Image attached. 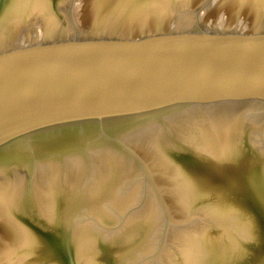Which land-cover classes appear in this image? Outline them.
I'll use <instances>...</instances> for the list:
<instances>
[{
	"label": "water",
	"instance_id": "95a60500",
	"mask_svg": "<svg viewBox=\"0 0 264 264\" xmlns=\"http://www.w3.org/2000/svg\"><path fill=\"white\" fill-rule=\"evenodd\" d=\"M0 264H264V0H0Z\"/></svg>",
	"mask_w": 264,
	"mask_h": 264
}]
</instances>
